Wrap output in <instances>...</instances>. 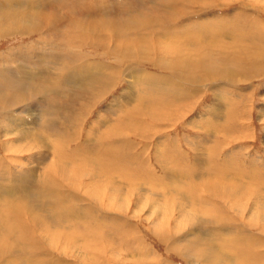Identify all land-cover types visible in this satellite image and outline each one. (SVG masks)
Instances as JSON below:
<instances>
[{
    "label": "rangeland",
    "instance_id": "obj_1",
    "mask_svg": "<svg viewBox=\"0 0 264 264\" xmlns=\"http://www.w3.org/2000/svg\"><path fill=\"white\" fill-rule=\"evenodd\" d=\"M250 2L248 0H203L197 4L193 2L184 4V1L177 0L175 6L183 7L178 16L183 14L184 9L187 10V16L185 15L186 17L179 21H172L173 25L163 22L161 25L167 24V27L159 34L153 32L154 42L157 40L155 43L162 47V54L159 55L168 57L169 55L166 53L169 54V47L171 46L172 49L178 44L176 46L181 45L179 48L181 47L183 51L185 48V51H188L184 54H189L192 58L196 52L203 51L206 54V61L209 59L222 60L220 65H223L234 58V54L242 52V48L249 51L263 50L260 45H264V12L261 11L264 10V6L255 3L262 7L260 10L255 5H249ZM158 3L155 5L158 6ZM144 4L147 6L146 10L142 13L143 15L137 16L138 19L145 18L158 8L154 5L149 6L146 1ZM144 4L141 7H144ZM158 18L154 17V20H159L160 18ZM204 23L206 27L202 30L203 33L206 30L207 32L201 34L202 30L199 31L196 25ZM176 25L180 27L177 28ZM248 25L250 26L247 27ZM214 29L216 30L214 31ZM167 30H170L171 36H176L169 39L164 37ZM212 31L215 33L214 35L211 33ZM207 34L212 35L208 36ZM246 35L249 40L243 41ZM250 35H253V38ZM195 36L199 37L198 42L192 44L190 40ZM9 38L0 39L1 54L6 55V51L12 48L24 45L30 47L32 44L44 41L43 38H38L36 35L27 37L16 35ZM178 38L181 39L180 42L176 41ZM116 42L119 43H114L109 48L126 43L125 41L123 43V40H116ZM82 46L85 47L81 49V52H87L84 54L88 58L78 62L77 67L85 62L89 64L91 61L103 62L89 59H98L95 56V51L92 52L93 44L87 42ZM229 46L234 47L229 49L227 48ZM39 50H41V46ZM61 51L63 52V50ZM62 52L59 47L55 48L51 52L54 55L49 56L46 63L38 65L34 72H29L32 75V84L40 87H46L48 84L47 87L54 88L48 92L50 93L48 96L42 94L43 96L40 95L34 101L29 100L25 109H22L23 111L29 110L27 107L32 105L33 108H31H36L38 115L43 116L40 120H36L34 116L36 112H27V116H32V120L35 121L33 122L35 128L39 129V124L45 125L44 127L47 129L53 128L49 129L52 137L46 139V142L51 144V149L47 148L43 142L33 139L31 141L34 144L32 149L25 148L21 151L18 148L19 150H16L18 136H15L14 131L7 128L10 131V137L6 138L0 134V186L11 190V193L14 192L11 197H5L0 202L10 203L8 202L10 200V204L14 205L15 203V207L19 211H28L29 215L22 214L20 220L25 222L24 219H26L27 225H31V228L34 229L26 228L27 231L25 230L26 232L19 236V244L12 249L14 255H11L10 258L8 255L4 256L3 260L5 262L7 260L8 264H48V262L49 264H189V262L190 264H205L202 259L196 257L199 254L191 256L189 253L186 258L178 250L179 247L183 250L186 249V246L192 248L188 240L195 242L194 246L196 247V243L199 242L193 240L191 235L197 236L200 231L208 234L203 240L209 239L208 241L214 247L207 242L203 243L204 245L200 243L201 246L211 248L216 256L225 260L223 264H264V199L262 200L259 196V191H264L262 189L264 188V70L255 79L252 77L246 80V77H243L238 80L239 82L235 81V84L220 79L204 81L206 78H203L204 82L200 84H182L183 88L177 90L175 88L181 84L179 80L175 88L162 86L151 90L150 85L143 82L144 76L150 75L163 80L166 75L163 71H159V68L152 66L151 63L154 61L141 62V64L124 61L129 64L125 65L124 63L122 68L109 63L110 61L113 63L112 58H110L112 60L106 58L105 62L109 64V68L102 70V75L97 74L101 72L98 69L94 72L91 71V74L88 75L77 74L72 79L68 73L77 69L75 60H71L74 58H71L69 54L67 58V53ZM58 60H60V65L57 66ZM72 64L73 67L70 66ZM244 71H246V67ZM114 72L116 73L114 74ZM195 72L199 74L200 70ZM89 76L92 79L96 76L97 79L93 83L95 86L99 85L100 80V84L103 80L107 83V77L110 80L114 79V85L107 86L108 91L105 90L101 98L95 95V99H92V96L88 99L86 93L95 87L93 84L89 86L90 88L87 86L93 81ZM130 85L137 91L149 92L151 90L153 95L159 99L154 98L149 102L143 100L137 106L139 108L131 110L130 116L124 114L122 119L118 116L123 112V109L116 114L111 111L105 114L107 106L112 103L113 99L119 98L120 94ZM155 113L162 115L167 113L169 116L171 114L172 121L163 122L160 120L155 123L148 120V114ZM178 113L180 116L177 117ZM181 115L182 118H179ZM27 116L23 115L22 119H29ZM121 124L123 125L121 139H116L115 135H111L109 138L98 136L95 139L97 142L94 147H89L87 152H83L85 140L94 139L92 134L94 130L96 132L100 128L101 131L99 132V129L97 133H107L116 131ZM214 124L216 125L214 126ZM218 124L223 126L219 127ZM138 125L137 132L147 134V136L129 132L130 126ZM33 126L31 128H34ZM217 126L219 128L216 131ZM35 131L38 130L35 129ZM57 133L60 134L61 140L53 137V135H58ZM74 134H77L74 136L77 140L73 141L72 135ZM42 136L37 138L42 140L46 137L45 134ZM207 138L215 141L216 146L197 145L198 140L204 141ZM107 142H110L111 146L119 142L123 148L120 155L116 156L121 161L118 168L112 160L114 157L98 151ZM115 146L113 148L118 154L119 147ZM39 148L41 150H38ZM52 149H56L54 153ZM96 151L99 153L94 159L92 153ZM196 152H199L198 160L200 162L197 165ZM44 154L49 160H52L51 157L59 158V162L56 164L61 167H58L57 171H53L56 172L55 177L51 174V177L48 175L45 177L50 181L54 180L59 185L53 191L54 195H58L57 198L42 193V189L47 187L42 185L38 178L34 180V176L23 181L20 179L15 181L14 178L16 175L22 176L29 168L40 167L36 160L43 157ZM103 161L107 165L106 168L103 167L105 165ZM66 162L73 163L69 168L71 173L67 176L62 175L64 172L61 170L67 164ZM83 163L84 165H82ZM98 165L100 168L97 169ZM216 167L219 168L218 171ZM80 168L86 173V177L82 186L74 189L73 186L79 183L77 179L82 172ZM202 169L210 171L211 177L222 179V181H218L223 182V185L237 186L244 188L247 193L252 192L253 194L249 193L251 198L236 201L239 204L237 206L233 201L226 202L214 197L204 186L209 185L204 180H212L204 174ZM45 171L42 173L45 175L47 172L49 173V171ZM199 171L202 173H198ZM98 172L103 176L102 181L92 176ZM228 174L235 177L228 179ZM63 176L67 178L64 179ZM169 178H173L172 183L168 182ZM233 179L238 180L239 183ZM16 183L17 186H15ZM119 183L120 185H118ZM119 187L122 192L118 190ZM92 191L99 194H93ZM103 192L109 193L108 197L113 201H110L107 196L105 197ZM115 192L120 198L123 197L120 199L123 201L118 200ZM137 197L142 198L145 205L140 211L135 206ZM180 197L182 201L179 200ZM174 202H178L180 205L182 203L183 206H175ZM62 206L65 208L64 210ZM181 207L182 209H180ZM185 210H192L197 216L199 215L198 211L203 212L206 217L200 218L199 216L191 219L188 218V213ZM247 211L252 213L254 211V213L250 214ZM30 213L34 216V221L31 220ZM242 213L243 216L237 215ZM55 215L58 219L67 217L68 220L73 218L75 220L73 219L71 222L72 226L61 227L52 220ZM220 217L225 219L223 220L224 227L219 226L218 219ZM203 218H207V220H203ZM198 223L201 226H195ZM41 225H44L42 230L37 228ZM197 228L198 230H195ZM211 233H214L217 238L210 235ZM190 236L191 238H189ZM21 238L24 239V242L20 241ZM26 240L30 241L28 247L25 245ZM16 241L18 242V239ZM199 253H203V251L199 250ZM188 258L191 260H187ZM206 264L215 263L206 262Z\"/></svg>",
    "mask_w": 264,
    "mask_h": 264
},
{
    "label": "bare ground",
    "instance_id": "obj_2",
    "mask_svg": "<svg viewBox=\"0 0 264 264\" xmlns=\"http://www.w3.org/2000/svg\"><path fill=\"white\" fill-rule=\"evenodd\" d=\"M145 1L147 3H149V6L154 5L155 7H158V8H156L155 11L150 12L147 16H145V18L138 19L137 16L143 15L142 13L145 12V10H146L147 6L144 4ZM176 1L177 0H162V1H160V0H0V39H2L3 37L9 38V37L16 36V35H19L22 37H27L29 35L30 36L36 35L38 38L44 39L43 42L39 41L40 43H38V44L30 45L31 44L30 43L29 44L30 47H27L24 45L21 47L12 48L11 50L6 51L7 52L6 55H4L3 53L2 54L0 53V134L6 138L9 136V132H10L7 128H9L10 130H13L15 136L16 135L18 136V140H17L18 146H17L16 150L21 149V151H22L25 148L32 149V147H34L33 146L34 144L31 143V141L33 139L35 141L38 140V141L43 142L47 148L51 149L50 148L51 144L46 142V139H49L52 137L51 132L49 130L51 127H49V129H47L44 127L45 125L43 126V124H41V125L39 124L40 128L39 129H38V127L35 128L33 126V124H35L33 122H35V121L32 120V118H31L32 116H27L28 115L27 112H31V111L36 112V114L34 115L36 120H40L41 118H43V116L41 114L38 115V110L36 108L32 109L33 108L32 105L30 107H27V108H29V110L27 109L26 111H23L22 109L23 108L25 109V106H27L26 104L30 102L29 100L34 101L37 98H39L40 95L41 96H43V95L48 96L50 94L48 92H51L53 90L54 87L53 88H51L50 86L47 87L48 84H46V87L45 86L40 87V86L32 84L31 83L32 75L29 74V72H34V69L36 67H38V65H40L42 63H46L48 61L49 56L52 57V55H54V54H51V52L55 48H58V47L60 49V52H62L61 50H63L62 53H67L66 54L67 58L70 55V57L74 58V59H71V58H69V59L75 60L77 69L75 68L76 69L75 71L73 70V72L68 73L71 76L70 78H72V79L77 74H87L88 75V74H91V71L94 72V70L97 71L98 69H100L101 72L100 73H97L96 71L95 72L98 75H100L103 72L102 70H107L109 68V64H107L105 62L106 58L107 59L112 58L113 63H112V61H110L109 63L117 65L118 67H122V68H123V64L126 61H129L131 64H135V62L138 64L139 63L141 64V62L148 63L150 61H154L151 63L152 66L159 68L160 69L159 71H161V72L163 71V73H165L166 75H165V78L163 80H159L158 77L155 78V77H152L150 75L144 76L143 82H146L148 85H150L151 90L162 87V86L175 88L178 84V82H177L178 80L180 81L181 84L175 88L176 90L183 88L184 85H182V84H200L201 82H204V81H216L219 79L225 80L230 84H235L234 83L235 81H238L239 79H242L243 77H246V80H248L252 77H254L253 79H255L258 76V74L261 73L262 70H264V45L263 44L260 45L263 47V50H258V51H249L247 49L243 50L244 48H242L241 49L242 52H238V53L234 54V58H232L228 62L226 61L227 64H223V65H220L222 60L216 59L217 61L216 60L213 61L212 59H209L206 61L205 52L199 51L198 47H196V49L199 52H196L195 56L192 58L189 54H184L188 51H185V48H183L184 51L182 50L181 47H180L181 48L180 49L179 46H181V45L176 46L178 44L175 45L176 48H175L174 44H173L174 48L172 47V49H171V46L169 47V49H168L169 54L166 53V55H169L168 57L160 56L159 54H162V47L158 46V44L155 43V42H157V40H155V42H154V39H153L154 33L157 32V34H159V32L161 30H163L165 27H167V24L161 25V23H163V22L168 23L169 22L172 24V21H174V20L179 21L183 17L187 16L186 15L187 14L186 9L183 10L182 15L178 16V14H180V12H181V8H183V7H179L180 5L175 6ZM181 1H184V4L189 3V2H193V3L197 4V2H202L203 0H201V1L200 0H181ZM222 1H226V0H222ZM248 1H251L249 3V5H255V3H257L258 5L263 4V6H264V0H248ZM157 3L159 4L158 6L155 5ZM143 4L145 6L141 7V6H143ZM255 6L258 7L260 10L262 8V7H259L257 5H255ZM263 9H264V7H263ZM261 11L264 12V10H261ZM154 17H159L160 19L158 18L159 20H154ZM161 20H162V22H160ZM198 21H200V20H198ZM211 22H214V21H211ZM194 25H196V24H194ZM217 25H216V27H217ZM196 26L198 27L199 31H201L202 29H204L206 27L205 23L201 24V25H196ZM249 26L250 25H248L247 27H249ZM176 27L179 28L180 26L176 25ZM186 28H187V26H186ZM242 29H244V28H242ZM215 30L216 29H214V31ZM230 30H231V28H230ZM240 30H241V28H240ZM256 30H258V29H256ZM254 31H255V29H254ZM166 32H167V34L166 35L164 34V37H166L168 39L170 37L176 36V35L171 36L169 33L170 30H167ZM203 32L204 31L202 30L201 34H205L207 32V30L205 33H203ZM211 33L213 35L215 34L213 31ZM223 33H224V31H223ZM211 35H208V36H211ZM157 37L159 38L158 35H157ZM251 38H253V35L251 36ZM198 39H199V37L195 36L193 39L190 40V42H192V44H193L195 42H198ZM246 39H248L247 35L245 36L243 41H246ZM52 40H54V41H52ZM116 40L117 41L123 40V43H125V42L126 43L122 44L123 46L122 45H120V46L115 45L114 47L109 48L110 45H112L114 43H119V42H116ZM177 40H179V42H180L181 39L178 38V39H176V41ZM160 41H162V40H160ZM185 41H186V39H185ZM255 41H258V40L255 39ZM87 42H90L91 44H93L92 52L95 51V56L98 58V59H92V58H89V59L103 61V62L101 63V62L91 61L90 64L85 62V64H81L79 67H77L78 62H80L81 60H85V58H88L87 55L84 54L87 52H83V53L81 52V49H83V47H85L82 45L87 43ZM259 43H261V42H259ZM40 46H41V50H39ZM230 47H234V46H229L227 48L230 49ZM186 49H188V48L186 47ZM235 49H238V48H235ZM43 52H45L46 54L44 55ZM174 52H176V53H174ZM61 54L59 55V57L61 56ZM203 55H205V56H203ZM64 57H65V55H64ZM67 58H65V59H67ZM112 59H110V60H112ZM125 59H127V60H125ZM137 60H138V62H137ZM168 60H170V61H168ZM66 61L67 60H65V62ZM69 63L71 64V62H69ZM126 64H129V63H125V65ZM58 65H60V60H58V62H57V66ZM70 66L73 67V64ZM63 67H65V66H63ZM245 67H246V71H244ZM66 68H67V66H66ZM110 70H111V67H110ZM196 70H197V72L200 70V73L196 74V72H195ZM167 71L169 74L167 73ZM129 72H131V70ZM115 73L116 72H114V74ZM89 77H90V80H93V81H91V83L89 85H87L88 87L91 86V84L95 83L94 81H96V79H97V78H95L96 76H94V77L92 76L94 79H92L91 76H89ZM105 77H107V76H105ZM203 78L204 79L206 78V80H204ZM108 80H110L109 77H107V83L105 80H103L100 84V81H101L100 80L99 85L96 84V86H95L93 84V86H95V87L92 88L89 91V93H86V94H88V99L91 96H92L91 97L92 99H95V95H97L101 98L102 94L105 92V90L108 91L107 86L109 87V86L114 85V79H111L110 81H108ZM128 89H131V90L129 91ZM151 90L149 92L140 91V90L137 91V89H134V87L132 85H130L128 88H126V90L123 91L122 94H120L119 98L113 99L112 103L109 106H107L105 114H107L110 111L114 112V114H116L123 109V112L119 113L120 116H118V117H120L122 119L124 114L130 116L131 110L134 111L137 108H139L137 106L140 105L143 100H144V102H145V100H146V102H149V101L153 100L154 98L159 99L157 96L153 95ZM237 98H239V97H237ZM230 100H232V99H230ZM232 103H235V102H232ZM226 108H227V106H226ZM44 112H46V111H44ZM175 113H177V112H175ZM175 113H172V114H175ZM47 114H48V112H47ZM119 114H117V115H119ZM23 115H26L27 117H29V119H25V120L22 119ZM170 116H171V114H170ZM170 116L167 113H165V115L164 114L162 115L161 113H155V114H148L147 118H148V120L150 119L151 122L156 123L157 121H160V120L163 122L164 121H172V118ZM178 116H180L179 113L177 114V117ZM215 116L218 117L219 115H215ZM179 118H182V115ZM226 118H227V116H226ZM100 120H98V121L100 122ZM103 123H104V121H103ZM216 124H214V126ZM221 125H219V127L223 126V125L222 126ZM32 126L34 128H31ZM115 126H117V125H115ZM119 126H118L119 127L118 129L116 128L117 129L116 131H111V132H107V133H103V132L97 133V131L100 128L96 132L94 130L92 133L94 136V139L92 138L91 140H85L86 144L88 143V145L85 144L83 152H87V149H89V147H94L95 142H97V141H95V139L98 136H104V137L109 138V136L115 135L114 137H116V139H121L122 138L121 136H122L123 125L121 124ZM219 127L217 126L215 128L216 131ZM138 128H139V125L138 126H130V128H128V130H129V132L132 131L131 132L132 134L135 133L136 135L147 136V134L145 135V134L138 133L137 132ZM35 129L38 131L36 132ZM51 129H53V128H51ZM93 129H95V128H93ZM102 129H104V128L102 127ZM142 129H144V128L142 127ZM100 131H101V129L99 130V132ZM104 132H106V131H104ZM44 134L46 135V137L43 138L42 140H39L37 138V137H43L42 135H44ZM59 135L60 134L53 135V137H55L58 140H61L59 138ZM206 135H207V133H206ZM69 136H71V135H69ZM74 136H77V134L72 135L73 141L75 139ZM64 138L65 137H63V139ZM66 139H68V138H66ZM75 140H77V138ZM47 141H49V140H47ZM53 142H54V140H53ZM55 143H56V141H55ZM107 144H108V146H107ZM200 144L216 146L217 143L215 141H213L212 139L207 138V140H204V141L198 140L197 145L199 146ZM9 145H11V144H9ZM39 145H40V143H39ZM114 145L119 147L118 154H116V150H114V148H113ZM114 145L111 146V143L107 142V143H105L104 146H102V148L98 149V151H101L102 154H107L110 157H114L112 160H113L114 164L117 165L116 168H118V166H120V164H121V161H120V158H117L116 156L120 155V151H122L123 148H121V144L119 142H116ZM35 147L37 149L36 145H35ZM13 148H16V147H13ZM211 148H214V147H211ZM5 149L7 150V147ZM38 150H41V149L39 148ZM52 150L54 153V151L56 149L55 150L52 149ZM98 151L92 153V158H94V159L97 158L98 153H99ZM198 153L199 152L195 153L196 165L198 163H200L198 160V158H199ZM37 157H38V154H37ZM51 159L52 160H49L47 158V155L44 154L43 157H40L38 160H36V162H38V166H40V167H37L36 169L29 168L25 173L22 172L23 173L22 176H20V175H16L15 177L13 175L12 176L15 178V181H16V179H20L21 181H23L25 179L27 180L29 177L34 176V180L36 178H38L39 180H41L42 185H44L45 187L48 188V190H47V188H43L45 190L42 189V191H43L42 193L48 195L49 197L57 198L58 195H54L53 191L56 189L57 186L59 187V185L54 180L50 181L49 179L45 178L47 175L49 177H51V176L55 177L56 172H53V171H57V168L61 167V166L56 164L59 162V158L51 157ZM104 159H105V157H104ZM97 161H98V159H97ZM104 161H106V160H104ZM107 161H110V160L107 159ZM103 162H100V163L103 164ZM66 163L67 164H65L63 166V168L61 169L64 172V173H62V175H65V176H67L69 173H71V170L69 168L71 167V165H73V163H71V162H66ZM108 163H110V162H108ZM85 164H87V163H85ZM88 164L91 166V164L89 162H88ZM82 165H84V163ZM0 166H1V164H0ZM96 166H97V163H96ZM104 166H105V168L107 167L106 163H105V165H103V167ZM6 167H4V168H6ZM96 168L98 169V168H100V166L96 167ZM63 169H67V170H63ZM213 169L215 170V168H213ZM44 170H46L45 172L49 171V173L47 172L46 175H45V173L43 174L42 171H44ZM202 170L204 171V174L206 176L210 177L212 180V181H209V179L204 180L205 183L207 182L209 184V185L206 184L204 186L208 189L209 194H212L214 197H218V198H220L226 202L233 201L237 206H239V204L236 203V201H241V199H243V198L244 199H247V198L250 199L251 198L249 193L253 194L252 192L247 193V192H245L244 188L237 187V186L223 185L222 184L223 182H220V181H222V179L211 177L210 171H206L205 169H202ZM216 170L218 171L219 168H217ZM1 171H2V169H1ZM81 171L84 172L83 169H81ZM82 172H80L79 178L77 179V180H79V183L73 186L74 189H78V187L79 186L81 187L83 184L82 182L86 177V173L84 172L82 174ZM198 173H202V172L199 171ZM50 174H51V176H50ZM65 176H63L64 179L67 178ZM92 176L96 179L101 180V181L103 179V176L99 175V172H98V174L97 173L92 174ZM227 176H228L227 177L228 179H232L233 177H235L232 174H228ZM104 178H105V176H104ZM8 179H10V178H8ZM204 179H206V178H204ZM215 180H217V181L220 180V181L215 182ZM233 180H235L237 183H239L238 180H236V179H233ZM103 182H104V180H103ZM168 182L172 183L173 178H169ZM211 182H214L215 184H212ZM118 185H120V183ZM171 185L172 184H170L169 186H171ZM15 186H17V183L15 184ZM85 186H88V185L85 184ZM11 189H13V188H11ZM262 189H264V188H262ZM118 190L122 192L120 187L118 188ZM10 191L6 187L0 186V201L5 199V197H8V196L11 197L14 192L11 193ZM169 191H167V192H169ZM174 191H176V190H174ZM92 193L97 194V195L99 194V193H95L93 191H92ZM103 193H104L105 197L107 196V198L110 201H113L108 197V196H110L109 193H105V192H103ZM118 194L121 195L120 193H118ZM170 194H171V192H170ZM175 195H176V193H175ZM115 196H118L116 192H115ZM121 196H123V195H121ZM259 196L263 200L264 199V191H262V192L259 191ZM120 199H123V197L120 198V196H118V200H120ZM140 199H142V198L137 197L136 202H135V206H136V208H139V211L142 210L143 209L142 207L145 206L143 199L142 200H140ZM179 200L182 201V198L180 197ZM100 201H102V200L100 199ZM120 201H123V200H120ZM8 202L11 203L10 200H8ZM10 203L0 202V264H8L7 260H6V262H5V260H3L4 256L8 255V257L10 258L11 255H14V251L12 249L17 247V245L19 244V236L20 235L22 236L27 231L26 228L34 230L33 228H31V225H27L26 219H24L25 222L20 220V217L22 214L29 215V212L24 211V210L19 211V209L17 207H15V203H14V205H12ZM175 203L176 202H174V204ZM61 205H63V204H61ZM175 206H183V205H182V203L180 205L177 202L175 204ZM257 208L260 209V207H257ZM64 209L65 208L63 207V210ZM180 209H182V207ZM192 210H194V209H192ZM192 210H185L188 213V218H191V219L192 218H198L199 216H200V218L206 217L205 213L198 211L199 215L197 216L194 213V211H192ZM254 211H253V213H254ZM158 212H160V211H158ZM247 212H250V211H247ZM243 213L237 214V215L243 216ZM251 213L252 212H250V214ZM192 214H194V215L192 216ZM248 216H249V214H248ZM33 217L34 216L30 213L31 220H33ZM63 218L58 219L57 216L55 215L52 220L55 221L57 224H59L61 227L62 226L66 227L67 225L72 226L71 222L73 221L74 218L73 219L69 218L71 220H68L67 217L64 219ZM79 219H80V217H79ZM82 219H83V217H82ZM203 220H207V218H203ZM223 220H225V219L222 217H220L218 219V222L220 223L219 226L224 227V221ZM204 224H206V223H204ZM191 225H193V224L191 223ZM195 226H201V224L198 223ZM226 226H227V224H226ZM43 227H44V225H41V227L38 226L37 228H40V230H42L41 228H43ZM195 230H198V228ZM226 230H228V229L226 228ZM194 232H196V231H194ZM225 232H227V231H225ZM214 233H216V232H214ZM214 233H211L210 235H213L214 238H217ZM63 236H65V235H63ZM191 236H192V238H194L193 240H197V242H199V243H196L197 244L196 247L194 246L195 242L188 240L189 245L192 248H190V247L188 248V246H186V249H184V250H183V248H180V247L178 249L179 252L181 251L182 254L184 256H186V258L189 255V253L191 256H193L194 254H199L202 256L197 255L196 257L202 259L205 262V264H206V262L215 263V264L225 263V260H222L221 258L216 256L215 252L211 248L206 247V246H201L203 243L207 242V244H210L212 247H214L210 243V241H208L209 239L208 240L204 239L206 241L203 240V238L208 236V234L206 232L202 233L199 231L197 236H194V235H191ZM191 236L189 238H191ZM17 239H18V242L16 241ZM23 240L24 239L21 238L20 241L24 242ZM29 243H30L29 240L25 241V245H27V247H28ZM200 243H202V244H200ZM199 250L203 251V253H199ZM187 260H189V258ZM8 261H9V259H8ZM48 264H49V262H48ZM189 264H190V262H189ZM196 264H198V263H196Z\"/></svg>",
    "mask_w": 264,
    "mask_h": 264
}]
</instances>
